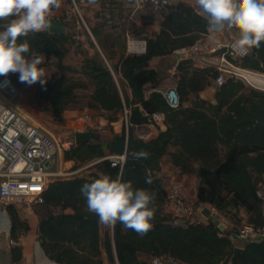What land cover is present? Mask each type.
Listing matches in <instances>:
<instances>
[{"label":"trees","instance_id":"1","mask_svg":"<svg viewBox=\"0 0 264 264\" xmlns=\"http://www.w3.org/2000/svg\"><path fill=\"white\" fill-rule=\"evenodd\" d=\"M155 19L149 14L142 26L130 27L132 36L146 41V50L128 55H125L126 38L116 22L100 21L91 33L105 61L96 51L92 56L85 55L81 69L64 62L72 47L80 49L81 42L75 33L54 35L44 31L19 38L18 43L29 44V56L36 53L55 66L54 73L43 77L46 84L36 83V98L45 102L56 123L64 121V113L76 101L79 89L91 91L89 109L112 113L110 122L117 120L116 115L125 106L131 108L127 131L124 128L105 143L96 139L75 144L64 152L65 161L75 162L73 170L96 161L92 166L95 171L48 184L44 202L39 204L44 213L39 217L38 240L47 257L58 264H104L103 253L109 264H151L150 259L157 256H170L184 264H264V241L246 244L232 263L234 247L230 232H220L208 220L199 221L196 216L194 221L175 224L164 210L169 185L158 175L163 158L168 156L182 174L198 178L194 197L197 210L204 205L223 214L243 210L247 223L261 225L263 213L256 190L260 183L258 174L264 173V91L248 87L234 77L216 86L217 72L213 68L196 67L191 60L183 59L174 77L180 104L172 108L163 92L156 90L161 78L150 62L197 42L207 32L208 21L191 5L173 2L160 12L159 31L143 35ZM88 44L96 48L91 39ZM117 55L118 63H111ZM240 65L262 70L255 55L245 58ZM118 74L131 89L132 100L122 96L115 80ZM212 85L215 104L200 97ZM148 87L154 89L149 94ZM156 113L164 115L166 129L149 141L135 136L132 125L150 123ZM141 150L148 157L133 159L132 153ZM122 155L125 156L122 166L113 167L106 159ZM105 175L111 179L119 177L123 182H131L133 189H144L154 195L151 205L155 209L154 219L147 234L141 236L119 222L114 225L112 235L108 229L102 231L98 216L88 211L80 189ZM146 176L152 177L151 184L145 183ZM14 207H7L10 239L18 243L31 228ZM10 256L11 264H19L22 247L13 246Z\"/></svg>","mask_w":264,"mask_h":264},{"label":"built area","instance_id":"2","mask_svg":"<svg viewBox=\"0 0 264 264\" xmlns=\"http://www.w3.org/2000/svg\"><path fill=\"white\" fill-rule=\"evenodd\" d=\"M171 3L173 0L132 1L135 11L148 7L154 13L162 12ZM194 9L199 12L198 7ZM236 38L238 37L235 29L220 30L208 24L207 32L197 42L176 50L174 54L181 60H191L196 67L213 68L217 72L214 80L216 86H221L227 78L234 77L254 89L264 91V83L255 81L256 77L264 79V69L254 70L240 65V62L252 55V49L245 54L234 51L233 43ZM128 49L132 54H142L146 50V41L128 39ZM163 94L172 108L179 106L180 99L174 88L166 90ZM23 95L9 77H0V205L4 207L32 201L42 204L43 194L53 177L77 173L74 170L65 173L56 165L58 159L62 160L64 152L75 145V138L65 142L57 140L45 127L19 113L15 102ZM120 114L127 131L130 126L131 108L125 106ZM163 116L156 113L151 122L157 124ZM83 120L84 129L97 134L108 132L105 127L113 124L109 119L98 115L86 116ZM145 137L139 136L140 139ZM106 159L110 160L113 167L122 166L125 156H108ZM253 173L257 175L256 172ZM258 176L260 183L256 196L261 201L263 223L259 226L245 223L235 232L229 233L234 248H244L249 241L264 235V173ZM202 209L195 208L194 197L189 195L182 183L173 181L169 184L164 210L171 215L175 224L194 221L196 214H201ZM10 244L16 245L17 242L10 240ZM150 263L184 264L170 256L152 257Z\"/></svg>","mask_w":264,"mask_h":264},{"label":"clouds","instance_id":"3","mask_svg":"<svg viewBox=\"0 0 264 264\" xmlns=\"http://www.w3.org/2000/svg\"><path fill=\"white\" fill-rule=\"evenodd\" d=\"M199 12L208 24L220 30L235 29L237 37L233 49L245 54L259 48L264 42V0H194ZM61 6V0H0V76L19 74V82L29 86L43 79L40 67L42 57L30 52L27 42L19 38L30 33L48 31L52 27V10ZM133 159H146L148 153L141 150L132 153ZM153 179L146 176L145 183ZM81 194L87 201L88 211L98 216L99 222L114 226L117 222L143 236L150 231L155 209L151 207L154 195L144 189H133L131 182L105 175L81 186ZM38 264H50L40 254Z\"/></svg>","mask_w":264,"mask_h":264},{"label":"rangeland","instance_id":"4","mask_svg":"<svg viewBox=\"0 0 264 264\" xmlns=\"http://www.w3.org/2000/svg\"><path fill=\"white\" fill-rule=\"evenodd\" d=\"M99 8H100V4L97 5V4H92L89 2H82L80 0H74V1L73 0H61V6L58 9L59 11L54 14H57V16H59L61 21H63V23L65 24V27H67V29H70L69 33L74 34L78 32L84 36L88 33V30L92 29L94 26L101 23L100 21L96 20L97 18L100 17V13L102 12L101 11L102 8L101 9ZM139 12H142L141 14H146V15L152 14L154 15L156 19L160 17V13H154L148 7L136 10V14H137L136 16H139L138 15ZM116 26L121 28L120 24H116ZM95 50L99 52L100 57L104 60L105 58L100 53L97 46ZM87 54L89 55L88 48L83 46L81 43L80 49L78 48V50H75L73 47L71 48V51L64 62L65 64L70 65L76 69H81L82 61L85 55ZM117 59H118V55L114 57V60H117ZM40 67L44 70V73H45L44 76H50L52 73L56 71L55 66L52 62L46 63L42 60ZM67 76L72 77V78H79L76 75H72L71 73H67ZM7 77L11 79L13 84L25 96V99L18 104V109L20 113L23 114L25 117H27L32 122L45 127L48 131H50L56 137L57 140H61L62 142L72 141V139L75 138L74 136L75 132L76 131L81 132L79 130L84 129V123H83L84 120L82 118L85 115L86 108L84 109V107L86 105V102L89 99L87 93L88 91L91 92L90 90L79 89L78 90V101L74 104L73 107H72L73 105L72 104L69 110H67L68 112L72 110L74 111L77 110V111H80L79 113H76L75 115H70V114H67V111H66L64 113V121L62 123H56V121H54L51 118L48 110L45 108L46 106L45 102L43 100L36 98V92H37L36 84L29 86L25 83H20L18 73L17 74L10 73L7 75ZM171 86H175V82L168 81L166 83V87L164 88V90H168V88H170ZM209 87L215 89L214 85L209 86ZM120 89L125 96V92H126L125 88L122 85H120ZM97 114L98 116H101L107 119L114 117L112 113L98 112ZM77 118L78 119L80 118V119L78 120ZM72 120H76V121L73 122ZM105 128H106L105 130L108 132L112 130L110 125L106 126ZM56 165L58 168L63 170L65 173L68 172L69 170H73V168L71 167L72 166L71 163L66 164V161L64 159V154L62 155V160L61 159L57 160ZM83 165H80V167H82ZM162 166L166 169L165 172L170 173L167 158L163 160ZM54 169L55 168H52V170ZM74 175L64 174L61 177H53L51 182L58 180V179H69L73 177ZM170 175L171 173L169 174V176ZM173 181L181 183L178 176L177 177L176 176L168 177L166 175L164 176L165 184L169 185ZM185 187L187 188V186ZM188 192L190 196L193 197L194 195L193 189L188 190ZM14 206H15L14 208L17 211L19 217L23 221H26L29 224L30 228H31V223H33V220H34L33 218L35 217L39 218L40 215L44 213L41 210L39 204H36L34 201L29 202V203L23 202V203L15 204ZM204 207H208L213 210V214L217 216L219 220L226 226L225 232H230V233L235 232L239 227L247 223V216L243 210H240L239 212L233 211L230 213L223 214V213L216 211V209L214 210L213 207L209 205H204ZM203 218L204 220L207 221V219L204 216ZM8 226H10L11 228V219L8 214V209L7 207L0 205V232L5 233L4 231ZM3 244H7V242L5 243V241H3ZM10 245L12 248L13 247L12 244ZM11 248L9 250L2 251L0 253V264H11V256H10ZM7 255H9V257H7ZM106 264H109V263L107 262Z\"/></svg>","mask_w":264,"mask_h":264},{"label":"crops","instance_id":"5","mask_svg":"<svg viewBox=\"0 0 264 264\" xmlns=\"http://www.w3.org/2000/svg\"><path fill=\"white\" fill-rule=\"evenodd\" d=\"M80 1L89 2V3L97 4V5L100 4L99 9L102 8V10H101L102 12L100 13V17L96 19L97 21H105V20L110 21V20H112V21L116 22V24L121 25L120 29L122 30V32L124 33V36L126 38L125 55H128L131 53L128 49V39L144 40L141 37L136 38V37L132 36L130 34V31H129L130 27L133 24L136 27L142 26V23L144 21L143 19L147 16L146 14H141L142 12H139V14H138L139 16H136L137 15L136 11L134 10V7L132 5L133 0H80ZM173 2H183V3H186L188 5H191L194 8H197L194 0H173ZM58 9L52 11V17L56 18L58 20H61L59 18V16H57V14H54V13H57L59 11ZM66 29H67V27H66ZM159 29H160L159 18H157L149 26H147V28L145 29V33L143 35L154 34V33L158 32ZM69 32H70V29H67V33H69ZM75 34L77 36V39L80 40V42L82 43V45L88 48L90 56L94 55L96 52L95 49L89 47L88 40H90V39L95 43V45L98 47L100 53L103 55L98 44L95 41V38L93 37V35L91 33V29L88 30V33L84 36L78 32H76ZM75 48L78 49L77 47H75ZM180 60L181 59L175 54H172L169 56L155 57L151 60L150 67L155 69L156 71H158L160 74V78H161L160 83L158 85V89H156V90L164 93L166 91V90H164V88L166 87V83L168 81L175 82L174 77L177 73V65L180 62ZM113 61L116 64L118 63V59L114 60V58H113L112 62ZM115 80H116L117 85L119 86V89H120V85H122L125 88V91H126L125 96L120 89L122 96H124L125 98H128L129 100H132V97H133L132 91L129 88L127 82L123 79L122 75L121 74L115 75ZM173 88H175V86H171L168 89H173ZM153 90L154 89H151L150 87H148L147 94H149ZM76 94H77V99L73 103L72 107L78 101V90L76 91ZM87 94H88V98H89V96L91 95V92L88 91ZM200 97H202L203 99H205V100H207L213 104L216 103L215 89H213V88L207 87L204 91H202L200 93ZM87 103H88V101L86 102V105L84 107V109L86 108V111L84 110L85 111L84 117L96 115L98 112L94 111L92 109H89L87 106ZM79 112L80 111L72 110L70 112L67 111V114L75 115L76 113H79ZM102 113H106V112H102ZM80 118H82V117H80ZM116 118H117V120L115 122H113V124L111 125L112 130L110 132H105L104 134L103 133L99 134L102 142L105 143L112 136H116V135L118 136L119 134L122 133L123 129L125 128L124 121H123L120 113H118L116 115ZM72 121L74 122L76 120H72ZM132 128H133V133L135 136H137L139 138L140 135H145L146 136L145 139H142V140L149 141L151 139L156 138L158 136L159 131H164L166 129V126L164 124V116L157 124L150 122V123H146V124L139 125V126L132 125ZM80 131L85 132L87 130L83 129ZM166 158L168 159V167H169V170L171 173L170 176H169L170 173L165 172L166 169L162 166L163 160ZM163 160L161 162V170L158 173V175L163 179H164L165 175L168 177H173V176L177 177L178 176L181 183L184 184L185 186H187V188H188V189L186 188L187 191L193 189V191H194L193 197H196L198 178L195 175L182 174L177 168H175L171 164L170 158L168 156H165L163 158ZM67 163H71L72 168L75 166L74 161H66V164ZM94 163H96V161ZM94 163H89L86 165L84 164L82 167H78L77 169L74 170L77 172V173H75L74 176H84V175L90 174L91 172H94L95 169L92 167ZM199 215L200 214H198V213L196 214V219H199V221H203L204 220L203 216H201V215L199 216ZM33 219L34 220H33V223H31L30 231L27 233V235L22 237L20 239V241L16 244V245H20L22 247V260L20 261L19 264H38V258L40 257L41 253L43 254V256L47 257V255L45 254V252H44V250H43V248H42V246L38 240L39 218L35 217ZM101 226H102V231H105L108 229L112 235L114 226H106L102 223H101ZM10 229H11L10 226H8L4 231L5 233H3L5 235V238L0 239V253L2 251H6V250H9L11 248V245L9 243V241H10ZM3 241H5V243L7 242V244H3ZM12 246H14V245H12ZM7 257H9V255H7ZM102 257H103L104 264H106L108 262L106 254L103 253ZM139 258L141 260H145L144 256H140ZM48 260H49L50 264H58L55 261L50 260L49 258H48ZM8 262H9V260H8Z\"/></svg>","mask_w":264,"mask_h":264},{"label":"water","instance_id":"6","mask_svg":"<svg viewBox=\"0 0 264 264\" xmlns=\"http://www.w3.org/2000/svg\"><path fill=\"white\" fill-rule=\"evenodd\" d=\"M51 20H52V27L50 30H48L49 33L54 34V35H61V34L67 33V29L63 23L59 22L56 18H53V17L51 18ZM252 55L257 56V58L260 61L261 68L264 69V42L261 43L259 48L252 49ZM74 136H75L76 145H79L82 143H88L93 140L100 139L99 134L93 131L76 132ZM201 214L211 224H213L220 232H224L226 230V226L223 223H221L219 218L213 214L210 208L204 207L201 211ZM4 238H5V235L2 232H0V239H4ZM262 241H264V235L260 236L259 238L249 241V243L262 242ZM233 252L234 253L231 258L232 263L237 261V259L243 252V248L236 247L234 248Z\"/></svg>","mask_w":264,"mask_h":264},{"label":"bare ground","instance_id":"7","mask_svg":"<svg viewBox=\"0 0 264 264\" xmlns=\"http://www.w3.org/2000/svg\"><path fill=\"white\" fill-rule=\"evenodd\" d=\"M255 81H258V82H262V83H264V79H260V78H255ZM25 99V96L23 95L20 99H19V101L18 102H15V106H16V108H17V110L19 111V109H18V104L20 103V102H22L23 100ZM19 113H20V111H19ZM23 115V114H22ZM24 116V115H23ZM27 118V117H26ZM28 119V118H27Z\"/></svg>","mask_w":264,"mask_h":264}]
</instances>
